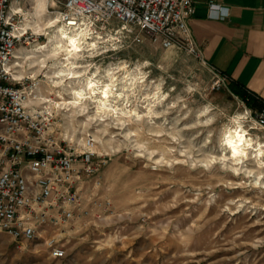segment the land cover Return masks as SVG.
<instances>
[{"label":"rangeland","instance_id":"rangeland-1","mask_svg":"<svg viewBox=\"0 0 264 264\" xmlns=\"http://www.w3.org/2000/svg\"><path fill=\"white\" fill-rule=\"evenodd\" d=\"M20 6L33 34L14 57L18 73L40 79L39 101L53 107L56 133L78 147L94 137L104 162L90 214L59 234L64 257H52L45 238L16 242L0 231V264H264V164L254 157L237 164L225 145L240 122L255 146L264 145V129L249 120L252 107L229 77L185 43L163 47L143 32H103L92 36L94 49L70 54L59 47L54 0ZM110 71L111 109L132 113L98 112L88 80L111 84ZM137 76L143 80L133 84ZM82 88L85 98L74 103Z\"/></svg>","mask_w":264,"mask_h":264},{"label":"built area","instance_id":"built-area-1","mask_svg":"<svg viewBox=\"0 0 264 264\" xmlns=\"http://www.w3.org/2000/svg\"><path fill=\"white\" fill-rule=\"evenodd\" d=\"M54 2L58 21L70 31L118 37L143 32L163 47L183 42L201 54L189 24L194 0ZM20 3L0 0V231L16 242L45 238L51 256L61 258L66 250L59 234L78 216L90 214L87 201L93 200L104 157L97 153L94 137H87L83 147L61 138L53 107L39 101L40 79L18 73L14 57L33 34ZM209 7L218 10L216 17L227 14L215 1ZM248 118L264 129V105L250 108ZM51 231L55 233L49 236Z\"/></svg>","mask_w":264,"mask_h":264},{"label":"crops","instance_id":"crops-1","mask_svg":"<svg viewBox=\"0 0 264 264\" xmlns=\"http://www.w3.org/2000/svg\"><path fill=\"white\" fill-rule=\"evenodd\" d=\"M224 6L216 17L209 2ZM189 19L205 61L264 98V0H194Z\"/></svg>","mask_w":264,"mask_h":264},{"label":"bare ground","instance_id":"bare-ground-1","mask_svg":"<svg viewBox=\"0 0 264 264\" xmlns=\"http://www.w3.org/2000/svg\"><path fill=\"white\" fill-rule=\"evenodd\" d=\"M58 36H59V40H60L59 41V47L61 49H62V47H66L68 53H70V54H74L76 51L77 52L80 51L82 49V47H84V46L90 47V49L92 47V49H94V47H93L94 43L92 42L93 37H94L95 41L98 39L100 40L101 38L104 37V35H101V34L97 35V36L96 35L93 36V35L89 34L86 30L70 31L67 27H64V25H62V27H60V29L58 31ZM73 42H75V43H73ZM16 57L22 58V56L18 55V54L16 55ZM18 65H19V63H18ZM72 78H77V77L73 76ZM89 84H91L92 87H89ZM108 85H109V83L108 84H101L98 80H94V79L88 80L87 87H88V89L90 88V92L92 93V95L94 97L93 102L94 103L96 102V104L98 106L97 109L100 108L102 101L106 102L103 105L105 110L108 111L111 109V106H112L111 105V98L115 96L114 92L116 91V89L113 90L112 88H109ZM106 88H107V92H108L107 95L104 93V89H106ZM126 91H128V88L124 87L120 91L121 93L118 96H121V97L124 96V92H126ZM77 93H83V96H78ZM75 95H76L77 100L82 101L86 95L85 89L82 88V89L75 91ZM84 102H86V101H84ZM150 108H151V106H150ZM112 109H116V112H115L116 114L119 113V111H121L122 114L132 113V110H128L126 108H120V107H114L113 108L112 107ZM135 110H134V112H135ZM118 115H120V114H118ZM240 123H239V126H237V128H231L226 133L225 145L227 146V149L229 150L228 153H230V159L238 164V163L243 162L245 159H249V158L254 157L257 161L264 164V145L262 144V142H260V143H258V145H256L257 146V148H256V146L254 145V139L252 137H250V134L245 130V128ZM241 152L243 153V155L239 154Z\"/></svg>","mask_w":264,"mask_h":264},{"label":"clouds","instance_id":"clouds-1","mask_svg":"<svg viewBox=\"0 0 264 264\" xmlns=\"http://www.w3.org/2000/svg\"><path fill=\"white\" fill-rule=\"evenodd\" d=\"M54 23V22H53ZM73 43H75V42H73ZM138 71V70H137ZM61 75H71V73L69 72V73H60ZM107 75L109 76V77H112V80H113V83H111V84H109L108 85V87L109 88H112L113 90H115V77L113 76V73L110 71V72H108L107 73ZM123 79H125V80H127L128 79V76L126 75L125 77H123ZM136 80H140L141 82H142V80H143V76H137V77H135L133 80H132V83L133 84H135V82H136ZM89 87H92V85L91 84H89ZM157 92H159V89H157ZM104 93L107 95L108 94V92H107V88L106 89H104ZM77 95L78 96H83V93H77ZM165 97H163V96H161L160 97V99L159 100H156V103H161L162 101H163V99H164ZM153 99H155V97H153ZM74 103H79V100H77V101H74ZM104 103H106V102H101V106H100V108L98 109V112H105V109H104V107H103V105H104ZM66 105H61V107H65ZM171 107V106H170ZM88 111V109H87V107H84V108H82L81 109V112H87ZM116 112V109H111V110H109L108 112H105V115H112V114H114ZM105 115H100L99 116V119L100 120H104L105 119ZM97 119V117H95V116H90V117H88V120L89 121H95ZM137 119H139V117H137ZM123 121H119L117 124H114L113 126H118V127H122L123 126ZM81 143H83V141H81ZM235 146V145H234ZM250 146V145H249ZM138 147H140V148H143L144 147V145L143 144H141V145H138ZM240 155H243V153L241 152V153H239ZM224 157H221L220 158V161H221V163H222V165H223V161H224ZM223 166H225V167H227V165H223ZM234 170H236V171H239V169H234ZM247 175H251V173L249 172V173H247Z\"/></svg>","mask_w":264,"mask_h":264},{"label":"trees","instance_id":"trees-1","mask_svg":"<svg viewBox=\"0 0 264 264\" xmlns=\"http://www.w3.org/2000/svg\"><path fill=\"white\" fill-rule=\"evenodd\" d=\"M232 91L241 96L252 108H261L264 105V98L252 90L246 89L244 86L236 85L230 79Z\"/></svg>","mask_w":264,"mask_h":264}]
</instances>
